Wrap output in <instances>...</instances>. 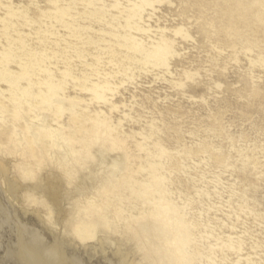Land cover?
Returning <instances> with one entry per match:
<instances>
[{"label":"rangeland","instance_id":"1","mask_svg":"<svg viewBox=\"0 0 264 264\" xmlns=\"http://www.w3.org/2000/svg\"><path fill=\"white\" fill-rule=\"evenodd\" d=\"M131 1L0 0V146L10 175H29L30 163L40 167L44 159L50 165L51 157L45 134L40 136L44 151L26 131L21 150L12 142V124L24 127L15 117L17 107L33 118L30 106H44L49 121L58 118L70 126L71 137L82 141L95 113L104 114L127 142L133 169L146 159L136 151L135 139L145 136L156 153L164 147L166 153L157 158L163 164L160 173L178 203L189 199L187 210L200 227L209 224L213 235H238L242 253L264 264V0H170L156 4L153 13L147 9L151 14L141 19ZM180 24L192 38H176L179 54L167 69L158 57H147L148 49L159 40L160 27L170 36ZM184 70L197 72L193 81L184 78ZM181 79L183 87L176 84ZM57 86L81 101L75 115L52 105ZM98 87L107 102L94 97ZM130 175L120 184L141 179ZM40 176L42 183L29 189L23 203L40 211L52 235L86 244L90 255L101 250L98 236L107 248L125 240L112 233L108 213L98 217L94 201L93 210H79L82 200L72 198L65 184L53 201L45 173ZM199 184L210 196L196 195ZM129 194L120 196L118 206H143ZM67 215L74 230L66 224ZM122 248L131 251L130 241ZM216 254L217 264H224L222 257L231 264L237 255L232 250Z\"/></svg>","mask_w":264,"mask_h":264},{"label":"bare ground","instance_id":"2","mask_svg":"<svg viewBox=\"0 0 264 264\" xmlns=\"http://www.w3.org/2000/svg\"><path fill=\"white\" fill-rule=\"evenodd\" d=\"M164 2L171 1L133 0L131 6L135 15L141 19L143 15L151 14L145 13L147 9L153 13L156 4ZM160 29L162 34L159 40L152 41L153 48L148 49L147 57H158L162 67L169 69L170 60L179 54L174 48L176 38L189 40L192 35L181 24L173 28L170 36L165 34V27ZM143 31L150 29L145 28ZM183 72L184 78L192 81L197 74L190 70ZM185 83L183 79L176 82L180 87ZM216 86L220 87V83ZM94 97L98 101L107 102L101 87L94 91ZM79 104L81 101L68 95L63 88H54L52 105H58L57 109L61 114L75 115ZM29 110L33 113V118L21 108L15 109V117L17 120L23 119L24 127L21 123H13L10 139L21 150L22 135L26 131L36 147L44 151L40 136L45 134L51 155L50 165L43 159L40 167L30 163L32 166L29 175L21 172L18 176L10 175L6 152L0 146V264H174L177 261L183 264H217L218 250H232L237 253L231 264L257 263L250 253H242V239L240 240L238 235L236 237L229 232L224 236L213 235L209 224H202L200 227V223L188 212L187 208L191 202L189 199V202L185 203L186 199L183 201L185 204H180L178 199L173 197V192L165 182L167 178L160 173L163 164L157 159H161L166 153L164 147L156 153L149 149L147 142L145 143V136L141 135L140 140L135 139L136 151L144 153L146 159L145 164L140 163L133 169L127 142L111 124L113 120H108L109 116L102 118L104 114L95 113L96 120L94 119L93 126L87 131V139L82 141L71 137V132L67 133L70 126L60 124L58 118L49 121L51 115L44 106H30ZM3 115L0 110V122L4 120ZM115 153L116 156L113 157ZM135 155L140 157L139 153ZM41 173H45L46 184L53 189V201H57L61 185H67L72 193L71 197L82 200L79 210L89 209V212L91 202L94 201L98 217L102 218L108 213L109 217L105 219L111 225L112 233L123 235L125 240L118 239L116 247L107 248L104 237L98 236L101 250H96L95 255H90L86 244L77 246L52 235V230L48 228L40 211L33 206L28 209L23 203L29 189L35 190L36 185L42 183ZM128 173L140 176L141 179L130 180L131 184H120L124 183L126 178L132 179ZM194 187L199 198L211 194L201 184ZM126 188L129 191L125 192ZM216 188L214 184L215 193ZM100 190L102 194L99 193ZM127 193L132 194L131 196L134 194L142 201L143 206L126 207L122 202L121 206H118L120 196H127ZM62 212L64 214L59 215L61 219L66 216L64 208ZM66 224L72 228L76 227L68 215ZM200 229L205 231V234H202ZM101 230L103 227L99 226L98 231ZM107 234L105 232V237ZM128 241L132 245L131 251L122 248ZM133 254L139 257L140 263ZM228 260V257H222L220 263L227 264Z\"/></svg>","mask_w":264,"mask_h":264},{"label":"clouds","instance_id":"3","mask_svg":"<svg viewBox=\"0 0 264 264\" xmlns=\"http://www.w3.org/2000/svg\"><path fill=\"white\" fill-rule=\"evenodd\" d=\"M174 264H183L181 261L174 262Z\"/></svg>","mask_w":264,"mask_h":264}]
</instances>
